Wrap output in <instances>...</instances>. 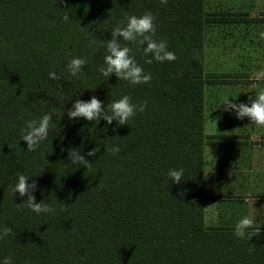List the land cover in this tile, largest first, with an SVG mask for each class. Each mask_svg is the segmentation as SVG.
<instances>
[{"label":"trees","instance_id":"trees-1","mask_svg":"<svg viewBox=\"0 0 264 264\" xmlns=\"http://www.w3.org/2000/svg\"><path fill=\"white\" fill-rule=\"evenodd\" d=\"M205 6L206 0H0V229H12L0 240V264L4 257L13 264H264V226L248 241L234 236V225L205 224L204 34L210 22L222 21ZM149 12L152 38L166 41L177 59L149 64L146 45L117 37L152 79H107L99 69L112 30ZM72 58L87 60L78 77L66 71ZM51 71L60 78L50 79ZM124 95L133 104L147 101L127 125L67 116L77 99L95 96L107 107ZM49 113L48 138L28 152L21 129ZM113 145L118 154L105 151ZM70 148H80L91 167L69 162ZM180 168L182 182L175 184L168 172ZM18 174L36 182L35 202L55 212L36 214L23 204L27 196H13L9 185Z\"/></svg>","mask_w":264,"mask_h":264},{"label":"crops","instance_id":"crops-1","mask_svg":"<svg viewBox=\"0 0 264 264\" xmlns=\"http://www.w3.org/2000/svg\"><path fill=\"white\" fill-rule=\"evenodd\" d=\"M205 9L222 20L210 22L204 34L205 190L209 183L213 196L241 190L239 203L250 204L255 174L264 172V128L221 106L225 97L249 103L264 87L251 79L264 68V0H206Z\"/></svg>","mask_w":264,"mask_h":264},{"label":"clouds","instance_id":"clouds-1","mask_svg":"<svg viewBox=\"0 0 264 264\" xmlns=\"http://www.w3.org/2000/svg\"><path fill=\"white\" fill-rule=\"evenodd\" d=\"M66 0H60V3H65ZM168 0H160L162 5L167 4ZM64 22H70L69 16L65 15L62 18ZM154 17L149 13L137 17L135 15L126 17L120 25L115 27L111 32V39L106 41L105 55L103 65L100 67V73L107 79L111 75H115L118 80L126 81L130 84H149L151 82V73H145L144 69L137 64L134 57L130 55L131 49L127 46H122V42H130L143 47L145 56H150L146 62L151 64L153 59L159 62L175 61L176 55L167 49L166 41H156L152 38L155 33ZM117 37H122V42L117 41ZM87 63L83 58H72L66 68V71L71 77H78L83 66ZM50 79H59L55 71L49 72ZM256 82L264 83V68L256 71L251 77ZM259 83L252 84V88L259 87ZM250 105V106H249ZM147 101L142 104L131 103V98L124 95L122 98L111 100L107 107L93 96L89 101L85 102L77 99L72 108L68 110L67 116L69 120L84 119L86 121H95L97 124L104 120L108 125H112L113 121L117 122V126L127 125L128 121L135 117L137 112L143 113L146 109ZM223 110L226 112H234L237 119L243 120L249 118L251 124L258 128H264V87L255 93L254 98L249 97V103H234L233 99L225 97L222 103ZM19 119H23L21 114ZM52 120V114H44L39 119L29 120L26 126L21 129L20 140L27 142V151L34 152L40 144L49 136V126ZM63 151V149H62ZM99 148H93L87 153L88 156H95ZM105 151L112 154H118L120 148L117 145L105 147ZM68 161L73 165H82L88 169L91 167L84 155L81 154L80 148L68 149ZM184 169H170L168 177L171 182L180 184L184 175ZM29 177L23 174H18L17 182L9 185L10 192L15 196L19 193L20 197L27 196V200L23 203L34 213H51L55 212L49 204L36 203L33 192L36 190V182L29 184ZM21 205V204H20ZM19 206V205H18ZM264 207V206H262ZM256 215H244L235 224L234 236L248 241L251 237L260 233V228H257ZM12 233V229L4 227L0 229V240L5 239ZM253 248H249L251 254ZM2 264H13L11 257H4Z\"/></svg>","mask_w":264,"mask_h":264},{"label":"rangeland","instance_id":"rangeland-1","mask_svg":"<svg viewBox=\"0 0 264 264\" xmlns=\"http://www.w3.org/2000/svg\"><path fill=\"white\" fill-rule=\"evenodd\" d=\"M236 1V0H234ZM264 168V167H263ZM205 192V224L206 226L234 225L244 215H256V227L264 226V172L255 174V187L249 192L250 204H240L241 190H227L233 196H213L210 183ZM224 193V192H223ZM219 196V197H218Z\"/></svg>","mask_w":264,"mask_h":264}]
</instances>
